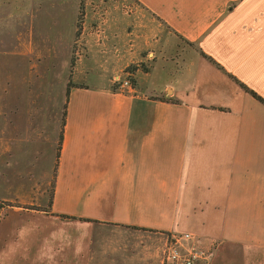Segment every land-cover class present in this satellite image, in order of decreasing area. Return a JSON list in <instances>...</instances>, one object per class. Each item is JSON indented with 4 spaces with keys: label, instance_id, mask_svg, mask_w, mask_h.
<instances>
[{
    "label": "crops",
    "instance_id": "1",
    "mask_svg": "<svg viewBox=\"0 0 264 264\" xmlns=\"http://www.w3.org/2000/svg\"><path fill=\"white\" fill-rule=\"evenodd\" d=\"M60 1L0 0L27 27L10 64L52 56L31 32ZM136 2L94 25L75 0L68 98L0 97V264H164L184 234L197 264H264V105L241 87L264 100V0Z\"/></svg>",
    "mask_w": 264,
    "mask_h": 264
},
{
    "label": "rangeland",
    "instance_id": "2",
    "mask_svg": "<svg viewBox=\"0 0 264 264\" xmlns=\"http://www.w3.org/2000/svg\"><path fill=\"white\" fill-rule=\"evenodd\" d=\"M47 1L52 2L54 0ZM86 1L94 3V9L92 8L94 11L92 18L94 19L91 21V24L94 25L95 21H100L106 17L105 12L107 9L103 11L104 6H106L105 3H109V12L112 11L111 7L119 6L125 9L127 16L132 15L135 8H138L136 0H82L83 5L86 4ZM58 3L56 9L48 7L46 15L43 16L40 13V16L34 20V25L32 24L31 32L35 35L37 48L40 47L44 52L52 51V56L41 61L30 59L24 71L21 66H13L10 62L15 59L12 52L20 42L18 36L23 35L24 30L27 32V27L25 29L24 25L18 23V17L16 15L12 16L11 13H7V19L0 24V97H9L17 103H14V106L7 103L6 114L8 115L12 114V108H18V116L26 115L30 103L35 104L36 99L58 102L63 96L68 98L70 93H68L69 84L72 85L71 88L83 86L72 83V73L76 68L77 61L83 55L82 43H77L72 49V57L68 56V59H65V54L70 50L69 40L74 37L73 28L75 26L74 22H76L77 6L75 0H61ZM82 10L84 11V7ZM143 13L146 12L143 11ZM86 16L87 14H85ZM158 21L161 22L159 19ZM32 61L37 65V68L30 70ZM150 61L149 58L146 63H135L128 66L123 72L124 79L117 78L113 82V89L132 92L137 82L135 78L137 70L142 73L149 71ZM12 76H18L21 81L25 82H21L20 86L10 83ZM127 81H129V84L122 87L123 83ZM32 105L31 107H38V105ZM15 112L17 111L15 110Z\"/></svg>",
    "mask_w": 264,
    "mask_h": 264
},
{
    "label": "built area",
    "instance_id": "3",
    "mask_svg": "<svg viewBox=\"0 0 264 264\" xmlns=\"http://www.w3.org/2000/svg\"><path fill=\"white\" fill-rule=\"evenodd\" d=\"M129 81L124 82L122 87L128 85ZM194 236L192 234H184L175 236L173 241L169 243L164 256V264H197L207 258L204 251H189L183 247V244L192 242Z\"/></svg>",
    "mask_w": 264,
    "mask_h": 264
},
{
    "label": "trees",
    "instance_id": "4",
    "mask_svg": "<svg viewBox=\"0 0 264 264\" xmlns=\"http://www.w3.org/2000/svg\"><path fill=\"white\" fill-rule=\"evenodd\" d=\"M78 27L80 28V22L78 24ZM182 41H184L182 39ZM185 42V41H184ZM186 44H188L190 47H192L193 45L192 44H189L188 42H185ZM135 69H137L135 66H134ZM138 71V70H137ZM136 82V81H135ZM137 84V82L135 83V85ZM72 87L71 84H69V90H68V93L70 92V88ZM241 87H243L246 91H248L255 99H257L259 102H261L263 105H264V100L258 96L256 93L248 90V88H246L243 84H241ZM4 205H7V204H4V203H0V208L3 207Z\"/></svg>",
    "mask_w": 264,
    "mask_h": 264
}]
</instances>
